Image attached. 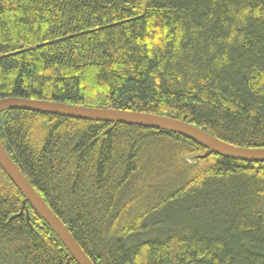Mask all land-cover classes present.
Segmentation results:
<instances>
[{
	"label": "trees",
	"instance_id": "1",
	"mask_svg": "<svg viewBox=\"0 0 264 264\" xmlns=\"http://www.w3.org/2000/svg\"><path fill=\"white\" fill-rule=\"evenodd\" d=\"M12 97L176 116L264 148V0H0ZM0 138L94 264H264V163L25 110L0 115ZM24 201L0 166V264H78Z\"/></svg>",
	"mask_w": 264,
	"mask_h": 264
},
{
	"label": "water",
	"instance_id": "2",
	"mask_svg": "<svg viewBox=\"0 0 264 264\" xmlns=\"http://www.w3.org/2000/svg\"><path fill=\"white\" fill-rule=\"evenodd\" d=\"M11 110L42 112L73 119L105 122L113 125L126 124L159 131H167L184 136L204 146L207 151L204 155L198 157L201 159H206L212 154H218L244 162L264 163V148H245L232 145L219 140L210 133L186 122L185 120H179L176 116L154 115L126 110H111L106 108H88L58 102L14 97L1 99L0 115ZM0 166L25 197L24 207L21 214L25 213L26 203H30L36 212L39 213L45 222L52 228L58 238L63 242L69 250L73 260H75L78 264H94L71 234L68 227L55 214V212L50 208V206L18 168L7 152L1 138ZM26 216L27 219L30 220L28 210L26 211Z\"/></svg>",
	"mask_w": 264,
	"mask_h": 264
}]
</instances>
